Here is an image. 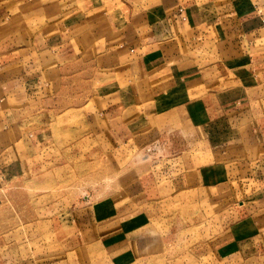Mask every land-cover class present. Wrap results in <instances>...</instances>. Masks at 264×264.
Returning a JSON list of instances; mask_svg holds the SVG:
<instances>
[{
  "label": "rangeland",
  "instance_id": "rangeland-1",
  "mask_svg": "<svg viewBox=\"0 0 264 264\" xmlns=\"http://www.w3.org/2000/svg\"><path fill=\"white\" fill-rule=\"evenodd\" d=\"M14 2L0 0V9L10 11L7 29L0 30V81L35 71L39 48L46 90L43 100L30 104L24 122L15 124L21 126L22 140L17 138L16 163L9 169L17 176L0 180V264H264V101L227 102L243 89L238 73L224 61L235 55L226 49L228 40L221 38L218 46L223 50L219 65L186 68L192 97L204 88L222 91L214 101L191 103L193 111L203 104L220 109L216 135L195 127L188 117L189 101L187 106L167 102L168 117H141L134 138L118 148L93 116L106 92L131 94L133 86L111 77L115 71L106 66L116 63L115 54L98 51L106 37L113 41L116 29L129 23L150 40L156 16L135 14L141 9L153 14L158 0H56L55 14L49 11L44 21L35 18L36 8L23 13ZM84 16L87 26L78 24ZM42 25L44 39L36 36ZM73 42L78 44L75 51ZM10 57L14 63L4 66ZM160 80L163 88L173 82L169 76ZM146 87L141 90L147 92ZM257 93L264 95V86ZM136 108L124 110L127 120ZM164 125L184 132H155ZM164 158L180 162L189 174L182 190L176 181L178 191L168 196L161 192L172 162L145 170L148 162ZM148 179L155 195L139 197L143 189L152 192ZM106 198L121 206L131 200L138 205L104 226L92 223L91 205Z\"/></svg>",
  "mask_w": 264,
  "mask_h": 264
},
{
  "label": "crops",
  "instance_id": "crops-1",
  "mask_svg": "<svg viewBox=\"0 0 264 264\" xmlns=\"http://www.w3.org/2000/svg\"><path fill=\"white\" fill-rule=\"evenodd\" d=\"M16 1L20 3L23 13L33 11L36 8V19L44 21V17L49 14V11H52L53 15L55 14L56 0H37V2L39 1L37 6H35L34 0H15L14 3H17ZM71 1L74 2V0ZM157 5L156 3L153 4V14L144 12L143 9L135 14V16H156L158 22L151 27L150 40H145L141 37L137 27L129 23L122 25L118 30L116 29L113 41L110 40L109 42L108 37H106V43H101L100 51H98L108 54L107 57L111 56L114 58L113 54H115L116 63L106 66L107 69H114L115 71L111 77L117 79V81L128 80L133 86L134 92L131 94L128 91L125 93L120 91L106 92L105 97L103 96V106L93 116L94 122H97L102 127L100 132L111 134L113 144H110L118 148L123 147V144H127V140L134 138L131 135L135 132L136 127L139 126L138 123L141 117H148V119H153V121L156 117H168L171 114V107L167 105V102H177L187 106L189 101V108L192 112L189 109L188 117L196 124L195 127L202 132L208 129L209 133L212 132V135L217 134L216 128H219L221 124V118L219 119V117L223 115L219 114L220 109H210L208 104H203L193 111V104L191 103L193 100L208 102L211 99L214 101L220 97L222 91L213 90L214 92H206L204 88L200 90L202 92L201 95L195 94L196 97H192L193 95L189 91L186 68L195 66L203 70L219 65V56L223 50H220L218 46L223 41L221 38L224 37L229 43L226 46L227 51L235 54L224 61L229 64V69L238 73L237 79L241 81L243 88L240 93L230 97L227 102L235 99H238V101L258 99L264 101V95L254 94V90L261 89L264 86V81H260V77L264 76V0H158ZM180 8H183L182 12ZM1 9H3L2 13ZM1 9L0 28L3 27V29L0 30H6L7 28L4 27L9 20L10 11L8 10L9 13L6 12L5 9L7 10V8L5 7H1ZM108 16L113 15L110 14ZM131 16H133L132 13ZM183 16L186 19H183ZM25 17L28 18L29 16ZM88 20L89 18L84 16L83 20L78 22V24L87 26ZM43 29L44 26L42 25L36 34L37 37H42V39H44ZM40 31L42 32L41 34L38 33ZM78 36L79 34H76L75 38H78ZM111 42L112 46H110ZM75 43H72L73 51L78 46ZM79 43L81 44L80 41ZM216 47L218 48L217 50ZM38 49H36L37 64L35 71H26L19 76H9L3 79L4 81H0V180L9 175L17 176L14 168L9 169L12 164L16 163L14 157L15 145L18 142L17 138H21L20 133L22 132L19 129L21 126L15 124L24 122L28 117L30 104H37L40 100H43L45 95L46 89L43 83L45 69L43 67V59L39 56L43 52L42 50L39 52ZM81 49L83 52L87 50ZM204 51L213 56L217 54V56L209 59V56L206 57L199 54V52ZM52 52L57 58L63 56L58 52ZM11 53H13L12 50L8 54ZM207 58L208 60H205ZM40 60L41 65L38 64ZM12 61L10 57L9 60L7 58L5 63H2L7 66L12 65L14 63ZM173 70H177V72L173 74L168 72ZM168 76L170 81L173 82L170 83L169 87L163 88L164 82L162 80L159 81V79H165ZM141 80L146 83L142 84ZM212 81L214 82V78H212ZM144 85L147 86V92L141 90ZM212 88L214 89L215 87L212 85ZM140 101L145 102L141 105ZM230 104L226 105L230 106ZM129 105H135L138 108L134 110L136 115L131 120H127L123 115L124 110ZM221 107L223 108L224 104ZM34 114L38 115L37 110ZM137 116L138 119H134ZM235 117L238 118L237 115ZM149 127L153 128V125L151 124ZM154 130L155 132H163L166 135H181V132H184L181 127L169 125L154 128ZM33 136L31 133L30 138ZM119 143H121L120 146L118 145ZM222 143H225V141H222ZM169 148H171V143L167 142V149ZM165 159L167 158L148 162V167L145 170L150 172L152 171L151 168L156 169L159 166L157 163L164 165L165 161L172 162L171 166L170 164L167 166L168 168L165 169L166 173H164V175L167 174L164 176L165 186L163 188L165 191H162L161 194L164 193L166 195L169 191L171 192L170 194L173 193L172 191H178L177 186L173 185L176 181H179L180 189L182 190V183L186 184L185 181L189 174L187 172L183 173V165L180 162L173 163V160ZM9 170L13 173H10ZM191 173H194V171ZM150 181L152 179H148V186L149 189H152V192L143 189L141 190L142 192H139V197L143 198L146 193V196H148V193L151 196L155 195V187L150 185ZM137 203V201L131 200L130 203L121 206L117 201L115 204L112 198H106L103 203L91 205L90 208L93 209V212L91 210V221L94 219L92 223L99 221L101 224H105L111 221L112 218L117 220L121 217V214L132 212L138 205ZM106 214L110 215L107 216Z\"/></svg>",
  "mask_w": 264,
  "mask_h": 264
},
{
  "label": "built area",
  "instance_id": "built-area-1",
  "mask_svg": "<svg viewBox=\"0 0 264 264\" xmlns=\"http://www.w3.org/2000/svg\"><path fill=\"white\" fill-rule=\"evenodd\" d=\"M180 11L182 12V11H183V8H180ZM183 19H186V17H185V16H183Z\"/></svg>",
  "mask_w": 264,
  "mask_h": 264
}]
</instances>
